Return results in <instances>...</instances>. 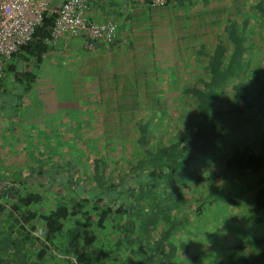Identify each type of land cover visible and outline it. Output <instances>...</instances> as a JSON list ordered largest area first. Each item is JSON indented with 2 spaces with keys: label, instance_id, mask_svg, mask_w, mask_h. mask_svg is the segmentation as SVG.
I'll return each instance as SVG.
<instances>
[{
  "label": "trees",
  "instance_id": "trees-1",
  "mask_svg": "<svg viewBox=\"0 0 264 264\" xmlns=\"http://www.w3.org/2000/svg\"><path fill=\"white\" fill-rule=\"evenodd\" d=\"M183 1L163 6L184 9L192 23L188 40L181 34L175 43L182 44L187 79L169 85L173 96L150 98L160 109H177L169 124L174 133L165 140L158 127L168 113L136 115L125 131L111 132L110 145L106 130H94L91 162L78 166L76 153L72 172L61 161L55 172L67 174L46 180L55 200L46 211L32 204L50 202L13 178L18 187L0 193V264H264V0ZM54 19L55 12L44 13L4 74L34 76L26 66L52 51ZM15 57L24 68H16ZM119 154L125 165L106 174L104 157ZM217 196L235 206L229 226L248 227H236L234 244L220 240L214 221L203 216L202 205Z\"/></svg>",
  "mask_w": 264,
  "mask_h": 264
},
{
  "label": "rangeland",
  "instance_id": "rangeland-1",
  "mask_svg": "<svg viewBox=\"0 0 264 264\" xmlns=\"http://www.w3.org/2000/svg\"><path fill=\"white\" fill-rule=\"evenodd\" d=\"M60 1L51 0L50 6L54 8ZM139 12V15L134 14L132 16L131 23L135 27L129 41L134 39L135 49L141 52L140 54L134 53L133 56L129 49H123L119 53V57L115 58V65L116 63L128 62L130 64L135 62L132 68H126V78H129L128 71L133 69L138 75V77H136V74L134 75L138 79L135 84L136 88L142 87L144 81L147 86L151 87L149 94L148 91H144V88L141 89L143 91L137 94L141 98H131V94L127 92L125 94L121 85H115L112 79H103L104 93L108 98L94 99L92 114L89 110L85 112L82 101H84L85 74L88 63H86L87 60L83 59L80 51H76V53L65 51V56L60 57V54H58V57L44 59L38 64H34V61L30 62L26 66V70L32 72L33 77L24 74L20 75V80H15L13 73L6 72L4 74L0 86V126L3 129V131H0V135H12L10 147L7 148L11 154L6 158L4 164L7 168L6 174L20 177L29 169H32L30 170L32 172L36 169L35 165H38V167L45 169L43 172L47 176L45 174L34 176L33 174L36 173H32L28 178L27 182L31 186L29 190L42 195L40 202L42 201L43 204H46V200L50 202L46 207L36 202L32 204L33 207L46 211L55 202L54 195L51 193L54 190L46 189L45 185L49 182L46 180L51 179L48 177H53L51 181H61L64 174H67V172H55L56 165L59 166L61 161L68 162L67 169L71 172L74 169L73 165H75L77 154L82 155V157H77L78 166L84 160L91 162L90 160L94 155L88 154V150L96 142L95 137L97 135L94 130H99V132L106 130L109 136L105 131V143L110 145L112 142L109 139L111 132L125 131L127 125L130 127V124L138 119L139 116L136 115L146 117L147 115L168 113V116L162 121L163 125L158 126V123L157 126L164 129L162 135L165 140L167 136L174 133V129H171L169 124L172 123L171 119L177 109H160V107H156V104L150 98L171 97L174 93L171 92L172 87L169 85H172L174 80L186 81L187 71L184 69H187L188 62L178 55V51H180L178 48H181L182 44L179 46L175 43L181 40L177 37L181 34L184 36L183 42L188 40V37L185 36L187 33H193L192 23L185 19H189V16L184 18V14L182 15L176 9L173 10L171 6L154 7ZM183 20L185 22L183 27H174L176 23L183 22ZM167 22L171 23L173 32L170 37L169 33L167 34L166 40L170 41L168 43L170 46L167 44L165 47L163 46L166 45L165 42L160 43L158 41L156 32ZM189 23L190 27L187 26ZM149 26H152L153 29H149ZM257 28L262 29V23L257 25ZM150 32L153 33L150 34ZM188 52L191 51L188 49ZM185 53L186 49L183 50V54ZM110 61L106 58L103 59L105 69L108 68L109 64L113 65V61L109 63ZM139 61L142 62L138 64ZM13 62L18 70H20L22 64L24 65L19 57H15ZM191 63L196 64L195 61ZM119 67L122 70L123 66L119 65ZM179 75L180 77H177ZM126 83H124V86ZM93 85L96 88L98 87L96 82ZM130 85H133V82H130ZM93 94H98V92L94 91ZM146 96L150 98L144 99ZM74 103H78L82 109H74ZM175 106L180 110H183L185 106L188 107L185 103H176ZM38 109H40V115ZM20 137H26L21 145L17 141ZM25 153L29 154V157H26ZM35 155L40 157L36 158ZM35 159L37 161L40 159V161L36 163ZM104 160L107 162L106 174L109 169L113 170V167L121 169L126 162L122 154L116 155L112 160L105 156ZM82 166L86 167V165ZM50 167L54 168L52 174L46 171L50 170ZM49 185L53 184L50 182ZM221 194L227 195L224 190H221ZM226 202H228L226 198L225 202H221L219 196H217L210 205H202V208L205 209L203 216L214 221L213 224H216V227H214L213 232L218 233L220 240H226L228 243L234 244L230 240L234 239L239 233L237 228L245 230L248 227L243 223L240 226L234 227V224L229 226V219L232 221L235 214V206L229 207ZM223 224L226 226L223 228L217 227V225L222 227ZM233 227L235 230H233ZM210 231L212 230L210 229ZM244 235L248 236L247 234ZM215 246H219V244H215ZM218 253L220 254V252H216V259H222V254L218 256ZM210 256L212 257H210L208 263L215 260L214 253Z\"/></svg>",
  "mask_w": 264,
  "mask_h": 264
},
{
  "label": "crops",
  "instance_id": "crops-1",
  "mask_svg": "<svg viewBox=\"0 0 264 264\" xmlns=\"http://www.w3.org/2000/svg\"><path fill=\"white\" fill-rule=\"evenodd\" d=\"M62 1L63 0H61L58 4H56L55 7H57ZM190 1H192L193 3L194 2L198 3V2H201L202 0H184L183 2H190ZM144 9L149 10L150 8L146 5L138 4L133 0H90V11L89 12H90V17L92 20L101 21L105 19H111L116 23L117 28H118V33H117L115 40L110 43L105 42V41H98L94 43V47L88 48L85 45V39L81 35L70 36L68 34L66 35L64 34L58 39L56 44L53 45L54 47L52 51H50L47 55L43 56L41 61L47 58L49 59L56 58L58 57L57 56L58 54H60V57L65 56V51H70L71 53L73 52L76 53V51L81 52L83 59L87 60L86 63H88V69L85 74L86 79H85L84 94H83L84 101H82L83 103L82 106H84L85 112L89 110L90 114H92L93 107H94V105H92V102L94 101V99L96 100V98H102V99L108 98L104 93L103 79L104 80L112 79V82L115 83V85L116 84L117 86L121 85V88L124 90L125 94L126 92L131 94L130 95L131 98H140L139 96H137V93L138 91L142 92L143 91L141 90L142 88H144L145 92L148 91V94L151 92V87L147 86L146 85L147 83L145 81L144 82L146 84H144L140 88L139 87L136 88V85H135L136 81L134 78L136 71H134L133 69L128 71L129 78L128 79L126 78V74H127L126 68L127 67L132 68L135 62L130 63V64L128 62L116 63L115 65V58L119 57L118 55L123 49H127V50L129 49L133 53L132 54L133 56L135 55L134 53L140 54L141 51L136 50L134 47L135 40L134 39H132V41H129V40H130V36H132L133 34V30L135 27V25H132L131 23L132 16L134 14L139 15L140 14L139 11L144 10ZM190 10H192V8H190ZM179 11L181 12V14L184 13V9L179 10ZM168 22L167 24H164L163 26H161L159 30L156 32L158 36L157 38L158 41L160 43L165 42L166 45H163L165 47L167 46L169 41L166 40L164 37L167 36L168 33L171 34L172 29H173L172 25H170L171 23H168ZM151 28L152 26H149V29ZM152 33L153 32H150V34ZM164 40H166L167 42ZM105 58L108 60H111L109 63L113 61V65L109 64L107 69L104 68V64H103V59ZM30 62L32 61H29L28 64ZM141 62L139 61L138 64H140ZM119 65L123 66L122 70L120 69ZM20 68H24L23 64L20 66ZM14 79L16 80L15 77ZM94 82L97 83L98 85L97 88L93 85ZM126 82L127 83L133 82V85L124 86V83ZM99 83L101 87L99 86ZM94 91H97L98 94H93ZM146 97L150 98L148 96ZM88 102H90V104H88ZM73 108L77 110L79 108L82 109V107L78 103H74ZM38 114L40 115V109H38ZM36 116L38 115L36 114ZM0 131H3L1 126H0ZM1 135H0V178H4L8 176L12 179L13 178L17 180L19 179L23 182L22 184H25V182L28 181V178H30V175L32 173H36V174H33L34 176L40 175V167H38V165H35L36 169H34L32 172H30V170L32 169H29L28 172H25L23 176H20V177L6 174L7 168L4 164L6 163V158L9 157L11 154L10 150L7 148L10 147L9 144L12 140V135L10 136L8 135L1 136ZM25 138L26 137L24 138L20 137V139H17L20 145L21 143H23V140H25ZM25 155L26 157H29V154L25 153ZM39 157L36 156V158H39ZM35 160L34 161L36 163L40 161V159L38 161L37 159Z\"/></svg>",
  "mask_w": 264,
  "mask_h": 264
},
{
  "label": "built area",
  "instance_id": "built-area-1",
  "mask_svg": "<svg viewBox=\"0 0 264 264\" xmlns=\"http://www.w3.org/2000/svg\"><path fill=\"white\" fill-rule=\"evenodd\" d=\"M51 0H0V80L4 67L12 55L26 44L46 11L55 12L54 25L47 43L54 45L64 34L81 35L88 48L98 41L112 42L117 36V25L110 19L101 21L90 17V0H63L57 7L50 6ZM138 4L157 7L165 0H133ZM18 187L10 177L0 178V193Z\"/></svg>",
  "mask_w": 264,
  "mask_h": 264
}]
</instances>
